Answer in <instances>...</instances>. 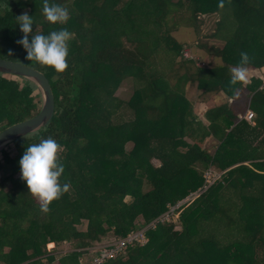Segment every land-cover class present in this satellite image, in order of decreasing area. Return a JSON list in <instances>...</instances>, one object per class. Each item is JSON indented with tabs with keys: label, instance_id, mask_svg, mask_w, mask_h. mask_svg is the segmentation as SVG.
<instances>
[{
	"label": "trees",
	"instance_id": "obj_1",
	"mask_svg": "<svg viewBox=\"0 0 264 264\" xmlns=\"http://www.w3.org/2000/svg\"><path fill=\"white\" fill-rule=\"evenodd\" d=\"M209 1L49 0L70 13L66 24H53L44 18L43 0H0V57L43 72L56 100L47 126L0 152V264L52 262L64 244L71 250L62 263L79 264L108 234L125 236L169 213L203 186L209 169L220 177L172 213L180 211V230L157 223L146 230L144 245L103 264H264V81L230 83L241 52L249 55L247 70L264 68V0ZM24 13L33 17L32 34L63 27L74 34L62 73L26 59L17 43ZM211 13L220 16L217 31L199 47L217 62L202 59L206 67H200L172 32L192 27L198 36L201 14ZM210 40L224 46L208 47ZM257 45L262 49L254 50ZM128 79L133 90L124 100L113 92ZM197 81L228 98L205 111L207 125L184 99L186 85ZM41 104L36 83L0 73V131L34 116ZM124 109L132 118L123 119ZM249 109L253 123L243 118ZM208 136L217 141L213 154L201 146ZM48 137L63 146L59 180L69 187L44 213L20 178L18 161L25 148ZM258 138L262 150L253 146ZM128 139L145 145L119 160L113 154ZM145 183L150 188L143 191Z\"/></svg>",
	"mask_w": 264,
	"mask_h": 264
},
{
	"label": "clouds",
	"instance_id": "obj_2",
	"mask_svg": "<svg viewBox=\"0 0 264 264\" xmlns=\"http://www.w3.org/2000/svg\"><path fill=\"white\" fill-rule=\"evenodd\" d=\"M42 12L45 20L53 24H66L70 15L68 8L55 2L50 3L49 0H43ZM18 18L23 35L17 43L26 52V59L49 67L57 74L62 73L68 67L69 42L74 34L66 27L52 30L46 35L32 34V15L24 13ZM249 59L247 52L240 53L238 64L231 70V84L248 82L246 65ZM62 147L52 137L42 138L38 143L25 148L18 161L20 178L25 182L28 193L39 201L40 211L44 213L49 211L50 203L59 199L69 187L59 180L64 172V164L58 157Z\"/></svg>",
	"mask_w": 264,
	"mask_h": 264
},
{
	"label": "rangeland",
	"instance_id": "obj_3",
	"mask_svg": "<svg viewBox=\"0 0 264 264\" xmlns=\"http://www.w3.org/2000/svg\"><path fill=\"white\" fill-rule=\"evenodd\" d=\"M186 1H188V0H186ZM137 4L139 6H142V8H144L142 5L143 3L138 2ZM133 13L134 14L137 13V7H134L133 10H131V15L134 17ZM219 20H220V16L217 13L201 14V23H203V24H201L200 32H198V36H197L194 28H192V27L179 29L178 31L172 32V35L174 37H176L177 40H179L181 42L185 41V43H187V47H185V50H184V56L185 57H190L191 56V50L194 51L196 58L198 59L197 66L206 67V64L204 62L200 61L202 59L207 60V63H209V62H215L216 63L217 62V61H213V58H215V56L213 57L214 53L212 56H209V54L207 53V50L200 48L199 44L205 43L208 39H210L212 34L216 33ZM136 21L139 22V17L136 18ZM146 23H147V21H146ZM211 46L223 47L224 45L220 41L210 40L208 47H211ZM256 49L259 50L262 48H261V46L257 45V46H254V50H256ZM247 73H248V82L243 83L244 85H250L255 80H257L259 78H261V79L263 78V81H264V68H262V69L261 68H256V69L250 68L247 70ZM13 78L19 79L18 77H15V76H13ZM186 87H187V89H186V93L184 95L185 101L187 103H191V108H192L195 116L198 119H200L203 123H205L206 125L208 124V120L205 116V111L209 107H211L212 105L218 104V103L228 99L224 92L221 93V96H219V95H216V93H214V92L204 91L203 86L200 84L198 85V81L192 85L187 84ZM132 90H133L132 83H131L130 79H128V80H125L124 82L120 83L114 89L113 94L116 95L117 97H120L121 99L128 100L129 97H131ZM229 100H231V102L234 101V99H232V98H229ZM125 111H127V112L125 114H123L124 115L123 119L132 118V115L130 114V112L128 110H125ZM138 134L140 136L144 137L145 131L139 132ZM184 139L189 140V141L192 140L191 138H188V136H184ZM144 145H145L144 141L143 142L138 141L135 144L133 139H128L126 142H124L122 144L123 151H117L115 154H113V156L119 160H122V161L127 160V159H129V155L131 153H134V150H137ZM9 146H12V144H10ZM9 146H7V147H9ZM201 146L204 147V149L207 150L208 153L213 154L215 152V150L217 149V141L214 139L213 136H208L205 138L203 143H201ZM7 147H5V148H7ZM153 163L158 164V162L156 160H153ZM127 170H128V166H125V168L123 169V173H126ZM149 188H150V186L147 183H145V184H143L142 190L146 191ZM73 193H74V190H73ZM124 199L127 201H130L131 197L128 195V196H125ZM182 200H179L174 206H170L168 212H170L172 209H175L178 206V203L182 202ZM179 214H180V211L178 213L170 215L169 220L167 221V223H171L174 225L175 230H180V227H181L179 224V219H178ZM163 215L164 214L160 215L158 218H161V216H163ZM158 218L153 219L152 222L154 220H157ZM143 221L144 220L142 219V216H138V218L135 220V222L138 223V225L143 224ZM262 222H264V220H262ZM148 226H146V227H148ZM79 227L83 228L84 225H81ZM146 227L143 226L140 229L142 230V228L145 229ZM140 229H138V231H140ZM135 231H137V230H135ZM103 238H104V240H102L101 243H106L108 239H111L110 240V242H111L114 239L112 233L108 234V236H105ZM101 243H97L95 245V247L98 248V246L101 245ZM54 245H55L54 242L48 243L47 244L48 250L53 251L55 249ZM70 250H71L70 245L64 244L60 247V249L55 251L56 257L52 262L48 261L46 258H43L42 261L44 262V264H63L62 263V257L65 255V253L67 251H70ZM93 252H94L93 250H90L87 254L81 255V257H79V259H78V261H79L78 263L80 264V260H83L84 262H86L88 264L89 263L88 258L91 257Z\"/></svg>",
	"mask_w": 264,
	"mask_h": 264
},
{
	"label": "water",
	"instance_id": "obj_4",
	"mask_svg": "<svg viewBox=\"0 0 264 264\" xmlns=\"http://www.w3.org/2000/svg\"><path fill=\"white\" fill-rule=\"evenodd\" d=\"M0 73L32 80L42 94L40 111L32 117L16 122L0 131V152L16 140L34 133L52 120L56 110L55 94L50 79L36 68L0 57Z\"/></svg>",
	"mask_w": 264,
	"mask_h": 264
},
{
	"label": "built area",
	"instance_id": "obj_5",
	"mask_svg": "<svg viewBox=\"0 0 264 264\" xmlns=\"http://www.w3.org/2000/svg\"><path fill=\"white\" fill-rule=\"evenodd\" d=\"M244 118L249 123H253L255 114L253 111L249 110L244 116ZM219 177H220V174H217L210 169L206 170L203 174L204 184L199 190H197L195 193L189 194V196L184 198L182 202L178 203V206L175 209H172L169 213L164 214L163 216H161V218L154 220L145 229H142L140 231L131 232V233L129 232L125 236L118 237L112 240L111 242H107V243H103L99 245L98 248H96L95 252L91 255V261H89L88 264H103L104 262L108 260H113L119 256L125 255L127 252V249L134 244H138L139 246L144 245L148 241L147 236H146V230L148 228L150 227L154 228L157 223L168 221L169 216L172 215L174 210L178 209L180 206L186 204L190 200L197 197L204 190H206L211 184H213ZM80 264H87V263L84 262L83 260H80Z\"/></svg>",
	"mask_w": 264,
	"mask_h": 264
},
{
	"label": "crops",
	"instance_id": "obj_6",
	"mask_svg": "<svg viewBox=\"0 0 264 264\" xmlns=\"http://www.w3.org/2000/svg\"><path fill=\"white\" fill-rule=\"evenodd\" d=\"M259 143H260V138H258V139H256L255 141H254V144H253V146H254V148H257L258 150H262V147H258V145H259ZM108 242V241H107ZM106 242V243H107ZM102 244V243H101ZM55 246V245H54Z\"/></svg>",
	"mask_w": 264,
	"mask_h": 264
},
{
	"label": "bare ground",
	"instance_id": "obj_7",
	"mask_svg": "<svg viewBox=\"0 0 264 264\" xmlns=\"http://www.w3.org/2000/svg\"><path fill=\"white\" fill-rule=\"evenodd\" d=\"M249 110L252 111L251 109H249ZM249 110H248V111H249ZM248 111H247V112H248ZM253 112H254V111H253ZM254 114H255V113H254ZM245 115H246V114H245ZM243 118H244V117H243ZM244 119H245V118H244ZM254 119H255V118H254Z\"/></svg>",
	"mask_w": 264,
	"mask_h": 264
}]
</instances>
